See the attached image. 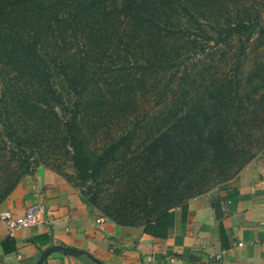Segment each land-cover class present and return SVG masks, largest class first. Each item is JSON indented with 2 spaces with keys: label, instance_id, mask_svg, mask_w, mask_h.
Returning a JSON list of instances; mask_svg holds the SVG:
<instances>
[{
  "label": "trees",
  "instance_id": "obj_1",
  "mask_svg": "<svg viewBox=\"0 0 264 264\" xmlns=\"http://www.w3.org/2000/svg\"><path fill=\"white\" fill-rule=\"evenodd\" d=\"M205 1L0 0V206L35 174L34 155L57 147L75 169L60 174L75 187L121 166L111 178L121 211L102 215L163 235L170 210L207 191L210 166L240 146L226 110L239 107L240 82L224 77L233 82L226 94L189 61L211 39L223 46L257 29L264 40L260 22L222 23ZM193 23L215 35L198 38ZM100 193L81 196L94 205ZM221 199L212 201L220 218ZM141 210L148 218L138 225Z\"/></svg>",
  "mask_w": 264,
  "mask_h": 264
},
{
  "label": "crops",
  "instance_id": "obj_2",
  "mask_svg": "<svg viewBox=\"0 0 264 264\" xmlns=\"http://www.w3.org/2000/svg\"><path fill=\"white\" fill-rule=\"evenodd\" d=\"M218 192L222 218L212 203ZM38 202L45 206L41 224L11 235L0 217V264H33L53 244L86 251L105 264H264V151L229 181L188 199L186 208H172L160 236L144 225L97 223L102 213L63 175L45 167L15 188L0 213L21 216ZM41 264L97 263L55 251Z\"/></svg>",
  "mask_w": 264,
  "mask_h": 264
},
{
  "label": "rangeland",
  "instance_id": "obj_3",
  "mask_svg": "<svg viewBox=\"0 0 264 264\" xmlns=\"http://www.w3.org/2000/svg\"><path fill=\"white\" fill-rule=\"evenodd\" d=\"M204 4L203 8L207 9L208 13H216L222 23L254 21L264 25V0H207ZM192 27H194L195 35L200 39L206 35H215V31L209 25L206 35L196 30L198 29L197 23H193ZM208 43L210 44L207 45V51L200 53L189 61V64L197 77L205 73L206 81L209 83H214L216 86L224 85L223 91L226 94L231 91L233 82L229 84L224 81V77L230 76L240 82L239 94L233 99L234 105L239 107L227 106L226 109L233 110L231 111V122L239 125L238 144L240 146L238 145L239 147L235 150L226 151L223 154V160L210 166L209 172L202 179L204 188L211 187L204 193L224 182L226 177L228 179L234 177L239 165L246 166L264 151V40L258 37L256 29L253 32L235 36L223 46L215 45L214 39L209 40ZM257 86L263 93L255 94V97L250 96L249 93ZM34 156L41 161L36 171L45 167L57 173L75 177L73 164L64 150L57 147L51 150L42 149ZM120 168L121 166L111 163L100 177L99 185L91 182L76 187L80 193L88 195L87 197L97 191L98 187L101 188L97 202L92 206L102 214L114 215L121 211L118 202L113 204L120 200L116 195L119 186L111 182V178L118 173ZM33 175L28 174L24 179ZM147 218L145 210L138 211L134 216V223L140 225L146 222Z\"/></svg>",
  "mask_w": 264,
  "mask_h": 264
},
{
  "label": "built area",
  "instance_id": "obj_4",
  "mask_svg": "<svg viewBox=\"0 0 264 264\" xmlns=\"http://www.w3.org/2000/svg\"><path fill=\"white\" fill-rule=\"evenodd\" d=\"M44 211L45 206L43 203L38 202L30 205L21 216H14L10 210H4L0 213V217L5 224L7 232L13 235L18 230L41 224L43 222ZM107 221H109V218L104 215L97 219V223L99 224ZM239 245H243V243H239ZM220 257L221 255H216V259ZM171 260L173 261V259Z\"/></svg>",
  "mask_w": 264,
  "mask_h": 264
},
{
  "label": "water",
  "instance_id": "obj_5",
  "mask_svg": "<svg viewBox=\"0 0 264 264\" xmlns=\"http://www.w3.org/2000/svg\"><path fill=\"white\" fill-rule=\"evenodd\" d=\"M55 251H61L64 252L66 254L69 255H73V256H86L89 259L93 260L94 262H96L97 264H105L103 261L97 259L96 257H94L92 254L80 250V249H76L74 247H70V246H66V245H62V244H53L48 246L47 248H45L41 254L39 255L38 259L33 263V264H41L42 262H44V260L53 252Z\"/></svg>",
  "mask_w": 264,
  "mask_h": 264
}]
</instances>
